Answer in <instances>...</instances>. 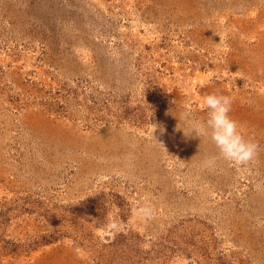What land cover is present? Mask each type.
I'll use <instances>...</instances> for the list:
<instances>
[{
    "label": "rangeland",
    "instance_id": "rangeland-1",
    "mask_svg": "<svg viewBox=\"0 0 264 264\" xmlns=\"http://www.w3.org/2000/svg\"><path fill=\"white\" fill-rule=\"evenodd\" d=\"M0 264H264V0H0Z\"/></svg>",
    "mask_w": 264,
    "mask_h": 264
},
{
    "label": "clouds",
    "instance_id": "clouds-1",
    "mask_svg": "<svg viewBox=\"0 0 264 264\" xmlns=\"http://www.w3.org/2000/svg\"><path fill=\"white\" fill-rule=\"evenodd\" d=\"M203 104L207 109L206 121L195 120L191 111L186 109L176 117L178 120L177 129L182 130L186 137L190 136L185 131L186 126L197 137L202 134L210 136L219 155L225 161L241 168L248 166L256 158L259 146L250 140H246L240 131L237 121L230 117L232 98L213 92L204 96ZM157 129H159L161 135L166 132V128L163 125L153 123V137ZM151 214L149 209L142 211V215L145 218H149Z\"/></svg>",
    "mask_w": 264,
    "mask_h": 264
}]
</instances>
